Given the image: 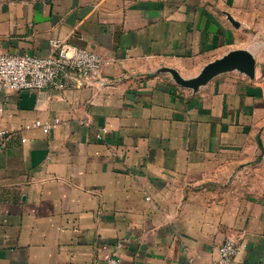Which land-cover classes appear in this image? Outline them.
Here are the masks:
<instances>
[{
  "label": "crops",
  "instance_id": "1",
  "mask_svg": "<svg viewBox=\"0 0 264 264\" xmlns=\"http://www.w3.org/2000/svg\"><path fill=\"white\" fill-rule=\"evenodd\" d=\"M259 27L264 0H0V51L104 57L65 86L0 88V264L211 263L228 238L231 264H264ZM237 48L255 78L176 81Z\"/></svg>",
  "mask_w": 264,
  "mask_h": 264
},
{
  "label": "built area",
  "instance_id": "2",
  "mask_svg": "<svg viewBox=\"0 0 264 264\" xmlns=\"http://www.w3.org/2000/svg\"><path fill=\"white\" fill-rule=\"evenodd\" d=\"M53 47V51L44 56L0 51V88L19 90L40 89L51 85L65 86L68 78L95 77L104 63L103 55L87 48L62 41H54ZM1 116L0 108V144L7 134ZM58 121L43 123L36 120L32 125L49 132ZM238 251L239 244L233 238H228L219 246L215 261L193 264H231ZM101 264H120V260L116 256H110Z\"/></svg>",
  "mask_w": 264,
  "mask_h": 264
},
{
  "label": "water",
  "instance_id": "3",
  "mask_svg": "<svg viewBox=\"0 0 264 264\" xmlns=\"http://www.w3.org/2000/svg\"><path fill=\"white\" fill-rule=\"evenodd\" d=\"M229 19L233 24L237 26L239 25V23L231 15H229ZM234 69H239L251 78H255L257 72V61L253 53L244 48L230 50L222 57L207 63L203 67L202 71L191 79L184 78L178 71L175 70L173 71V74L179 84L197 90L201 85L207 83L215 76Z\"/></svg>",
  "mask_w": 264,
  "mask_h": 264
},
{
  "label": "rangeland",
  "instance_id": "4",
  "mask_svg": "<svg viewBox=\"0 0 264 264\" xmlns=\"http://www.w3.org/2000/svg\"><path fill=\"white\" fill-rule=\"evenodd\" d=\"M251 33L254 34L255 36V42L254 43V46L255 48L258 50L260 48H263L264 49V43L262 42L263 41V35H264V27H259V28H253L251 29ZM258 40L261 41L260 44H257L258 43ZM253 41H254V38H253Z\"/></svg>",
  "mask_w": 264,
  "mask_h": 264
}]
</instances>
